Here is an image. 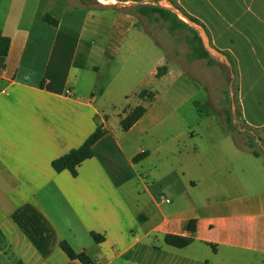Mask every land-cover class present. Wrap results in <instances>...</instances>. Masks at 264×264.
I'll return each instance as SVG.
<instances>
[{
  "label": "crops",
  "instance_id": "crops-1",
  "mask_svg": "<svg viewBox=\"0 0 264 264\" xmlns=\"http://www.w3.org/2000/svg\"><path fill=\"white\" fill-rule=\"evenodd\" d=\"M27 2L32 12H23ZM176 4L205 26L210 44L233 64L243 123L264 127V119L249 117L245 108L248 97L264 104V0ZM99 9L71 6L70 0H0V36L10 38L0 56V264H81L64 253L61 240L97 264H264L262 158L238 145L227 128L219 139L198 140L190 132L171 146L159 139L148 143L149 107L123 130L121 118L151 104L140 92L152 90L136 83L116 92L117 78L105 80L100 69L115 58L117 31L134 27L133 8L100 9L113 15L109 40L81 58L82 27L67 54L72 30H63L66 16L81 10L94 17ZM44 14L57 25L45 22ZM155 47L148 74L159 80L172 69L155 75L165 63ZM131 63L138 68L143 61ZM132 96L139 100L133 107L126 102ZM97 124L104 134L93 144V156L75 176L56 171L52 160L80 146ZM190 218L196 220L193 233L185 229ZM91 232L103 240L95 242ZM166 233L193 241L177 248L164 242Z\"/></svg>",
  "mask_w": 264,
  "mask_h": 264
},
{
  "label": "rangeland",
  "instance_id": "rangeland-1",
  "mask_svg": "<svg viewBox=\"0 0 264 264\" xmlns=\"http://www.w3.org/2000/svg\"><path fill=\"white\" fill-rule=\"evenodd\" d=\"M16 4L20 5L21 2ZM140 4L168 8L185 21L182 14L175 9L176 0H70L71 6L91 5L100 9L108 8L124 12H127L129 8L135 9V6ZM31 7L32 4L27 2L23 6V12H32ZM100 9L95 10L94 17L85 18L86 12H81V10H76L73 16H66L63 30L68 27L72 30L67 35L66 43L69 49H67V54H71L82 27L81 58L87 56L91 48L95 49L109 40L108 30L113 26V15ZM67 12L70 13V10ZM132 15L134 27L129 30L117 31L115 58L106 59L109 66L101 67L100 71L105 80L112 77L117 78L113 85L116 92L125 90L126 87L136 85V83H139L141 88H147L154 92L152 99L145 96L148 99L146 102L151 101V104L141 103L150 109L149 116L144 123L143 137L145 141L149 143L153 139H159L171 146L169 144L189 138L190 132H194L193 136L198 140L219 139L220 135L227 132L224 120L228 116L236 129L231 132L232 139L236 143L252 140L254 148L260 152L264 164V127L253 129L243 123L237 96L238 80L232 73L228 57L222 54L225 57L223 60L208 52L215 63L210 64L204 58L194 59L191 56V46L187 42V38L192 37L189 28L177 27L170 30L169 22L161 18L140 13H132ZM67 21L70 25H67ZM188 26L190 25L188 24ZM86 29H94L97 34H91L90 31H85ZM138 30H143L146 35L141 37ZM155 46L160 47V53L165 55V63L162 65H167L166 73L169 67L172 69L168 76L159 80L148 74L155 61ZM140 59L143 61L142 66L132 67L131 61ZM177 69H181L185 73L180 75L177 73ZM261 91L263 92V88L258 90V92ZM138 101L134 96L126 100L131 107L137 105ZM245 108L249 117L258 121L264 119V104L256 105L253 97L245 98ZM135 132L133 131V134L136 135ZM167 157L173 161L170 153ZM173 175H170V179L168 176L163 178L161 180L163 184L172 181ZM167 197L169 196L167 195ZM170 206L171 204L166 203L163 207ZM117 263L128 264L122 259L117 260Z\"/></svg>",
  "mask_w": 264,
  "mask_h": 264
},
{
  "label": "trees",
  "instance_id": "trees-1",
  "mask_svg": "<svg viewBox=\"0 0 264 264\" xmlns=\"http://www.w3.org/2000/svg\"><path fill=\"white\" fill-rule=\"evenodd\" d=\"M175 9L181 12L184 16H186L190 20L201 25L208 34V31L206 30L205 26L198 19L188 14L181 6L176 4ZM132 10L134 13H140L146 16H154V18H161L165 21H168L170 30H174L177 27L189 28V30H191L192 32V37L187 38V42L191 46L192 58L194 59L204 58L210 64L215 63V60L208 54L207 50L204 48L201 38L199 37L197 31L191 28L190 26H188V24L185 21H183L181 18H179L177 13H175L174 11L165 7H161L158 5H150V4H140L138 6H135V9ZM42 19L45 22L52 25H57L58 23L57 19H55L49 14H44ZM9 43H10V38L8 36H0V56L3 57L7 54ZM231 66L233 72L234 66L233 64ZM166 70H167V65L164 64L158 66L155 75L157 77H160L166 73ZM140 95L141 97H145L146 95L149 97V99H152L154 97V92L144 89L140 92ZM145 111H146V107L143 105H137L134 108H132L123 118H121L120 120L121 128L123 130H128L145 113ZM224 122L226 128L230 132H232L235 129L234 125L230 122V118L228 116H226ZM237 132L240 133L239 131ZM103 134H104L103 126L97 124L95 130L85 139V141L80 146L76 148H72L65 154L52 160L53 168L56 171L68 170L73 176H75L77 174V166L83 160L93 156L92 146ZM237 144L245 146V148H247L256 157L261 155L260 152L254 148V143L252 142V140L247 142L243 141L242 143H237ZM146 154H147L146 151L136 154L135 156H133V161H138L139 159L143 158ZM195 228H196L195 218L188 219L185 225V229L190 233H193L195 231ZM91 236L94 239V241L97 243L103 240V237L95 232H91ZM163 239L167 245H171L177 248H183L189 245L193 241V238L191 236L172 234V233L164 234ZM59 246L70 259H76L81 264H97L85 251L75 252L73 248L70 246V244L65 240H61L59 242ZM211 246L212 248H214L212 244Z\"/></svg>",
  "mask_w": 264,
  "mask_h": 264
},
{
  "label": "water",
  "instance_id": "water-1",
  "mask_svg": "<svg viewBox=\"0 0 264 264\" xmlns=\"http://www.w3.org/2000/svg\"><path fill=\"white\" fill-rule=\"evenodd\" d=\"M182 17L185 18L186 23H188L191 27H193L198 32V35L201 38L202 44L204 48L207 50V52H209L213 56H217V57L224 59L223 55L210 44L207 34L199 25L196 24L194 21L190 20L189 18H187L186 16H184L183 14H182Z\"/></svg>",
  "mask_w": 264,
  "mask_h": 264
},
{
  "label": "built area",
  "instance_id": "built-area-1",
  "mask_svg": "<svg viewBox=\"0 0 264 264\" xmlns=\"http://www.w3.org/2000/svg\"><path fill=\"white\" fill-rule=\"evenodd\" d=\"M165 201L168 202L169 200L167 198H165Z\"/></svg>",
  "mask_w": 264,
  "mask_h": 264
},
{
  "label": "bare ground",
  "instance_id": "bare-ground-1",
  "mask_svg": "<svg viewBox=\"0 0 264 264\" xmlns=\"http://www.w3.org/2000/svg\"><path fill=\"white\" fill-rule=\"evenodd\" d=\"M184 18V17H183Z\"/></svg>",
  "mask_w": 264,
  "mask_h": 264
}]
</instances>
